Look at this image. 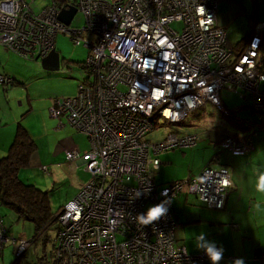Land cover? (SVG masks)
Returning a JSON list of instances; mask_svg holds the SVG:
<instances>
[{
	"label": "built area",
	"instance_id": "obj_1",
	"mask_svg": "<svg viewBox=\"0 0 264 264\" xmlns=\"http://www.w3.org/2000/svg\"><path fill=\"white\" fill-rule=\"evenodd\" d=\"M33 1L0 0V44L28 60L43 58L63 32L89 49L78 94L59 98L51 110L89 138V149L69 150L66 158L82 160L91 174L57 216L54 264H212L205 250L191 253L180 243L174 199L189 192L223 209L231 171L206 166L195 178L159 184V153L195 146L200 136L171 133L157 142L148 134L207 104L228 116L222 91L230 89L251 99L258 122L220 146L245 155L264 130V21L253 22L243 45L229 46L219 0H52L40 11ZM72 8L71 24L81 12L83 26L60 19ZM0 83L13 79L1 74ZM161 202L166 215L138 223V215ZM10 241L0 217V252Z\"/></svg>",
	"mask_w": 264,
	"mask_h": 264
},
{
	"label": "rangeland",
	"instance_id": "obj_2",
	"mask_svg": "<svg viewBox=\"0 0 264 264\" xmlns=\"http://www.w3.org/2000/svg\"><path fill=\"white\" fill-rule=\"evenodd\" d=\"M50 1L52 2V0H34L33 4L35 9L40 11ZM219 2V22L227 29L229 46H234L238 40L247 35L256 19L264 21V0H219ZM84 24V15L78 12L71 26L80 27ZM174 26L180 28L181 24L174 23ZM57 46L62 57L61 69L58 71L45 69L41 58L28 60L12 52L19 56L22 62L13 60L9 64L7 53L0 54V75L5 73L4 65L9 64L8 68L11 67L12 75L17 78L15 84L7 88L0 83V119L3 120L0 122V151L3 144L7 145L5 147L7 152L4 154L0 152V158L8 155L19 124L24 125L35 139L37 149L31 157L30 165L20 172L21 178L49 191L54 211L73 199L80 188L91 179V174L85 170V164L75 167L78 169L75 171L67 170L65 165L61 166V163H55L61 162L56 155L60 151L61 142L64 143V140H68L73 134L81 135L85 144L89 145L87 149L90 148L87 135L79 132L66 119L61 120L53 116L51 112L52 106L59 98L74 97L78 94L79 86L87 76L83 62L89 55V49L85 45L75 44L70 35L63 32L59 34ZM222 99L232 113L235 112L239 117L246 119L247 123L258 120L257 114L252 111L249 97L246 99L234 90L224 89ZM160 122L164 123V119H160ZM239 124V120L231 119L230 116L207 104L205 107L193 110L182 123L167 122L158 125L148 134V138L159 142L171 133L178 135L197 133L201 142L211 139L214 145L221 138L222 128L227 127L233 132H240ZM173 154L178 159L179 156L182 159L187 154L191 155V150L184 148L163 150L159 153L162 164L164 161L168 162L164 156L172 157ZM201 161L198 159L194 167L200 166ZM43 164L48 165V172L42 169ZM0 214L9 228V238L16 241L15 244L8 242L5 250L0 252V264H54V245L59 231L57 222L48 230L46 241L43 242V238L33 241L35 235L33 221L19 220L15 212L1 203ZM22 241L28 243L19 248Z\"/></svg>",
	"mask_w": 264,
	"mask_h": 264
},
{
	"label": "crops",
	"instance_id": "obj_3",
	"mask_svg": "<svg viewBox=\"0 0 264 264\" xmlns=\"http://www.w3.org/2000/svg\"><path fill=\"white\" fill-rule=\"evenodd\" d=\"M249 34L250 32L247 35ZM5 52L9 64L13 60L22 62L19 53L0 44V54ZM9 64L4 65L3 72L13 79L11 84L13 85L17 78L12 75L11 67L8 68ZM1 121L3 120L0 119ZM248 124L250 128L254 125L251 122ZM230 134H234L232 130L227 127L222 128L221 138L214 143L215 146L211 139L201 142L200 138L197 145L184 148L191 150V155L187 154L182 159L179 156L181 161L175 154L172 157L164 156L168 162H163L155 174L156 180L159 184H166L177 179L195 178L206 166L228 167L233 185L227 191L226 205L223 209L208 208L197 195L189 192H183L174 199V212L180 223L178 239L189 252L200 253L203 249L197 248L196 237L203 232L206 239L215 240L217 246H223L224 254L219 264H234L237 258H243L245 264H264V192L257 188L258 175L264 172V130H259L253 137V147L243 156H236L232 151L221 148L220 141ZM61 143L60 151L56 154L61 162L55 163L65 165L67 170L78 171L75 167L84 165V162L68 160L66 152L75 148L85 151L89 145L85 144L79 134H73ZM5 147H7L6 143L3 144L1 154L7 152ZM198 159L202 160L200 166L194 167Z\"/></svg>",
	"mask_w": 264,
	"mask_h": 264
},
{
	"label": "trees",
	"instance_id": "obj_4",
	"mask_svg": "<svg viewBox=\"0 0 264 264\" xmlns=\"http://www.w3.org/2000/svg\"><path fill=\"white\" fill-rule=\"evenodd\" d=\"M247 37L237 41L234 46L243 45ZM3 85L6 88L8 86ZM228 116L231 119L239 120L241 133L250 129V124L246 122V119L239 117L235 112H230ZM257 122L258 120L251 123L255 125ZM240 132L233 133L240 134ZM36 149L37 143L35 139L24 125L19 124L8 155L0 158V203L15 212L19 220L33 221L35 223L33 241H39L43 238L44 242L47 240L46 234L48 230L57 222V216L64 206L54 211L50 202L49 191L21 178L20 172L30 165L31 157ZM0 217L4 220L2 215ZM7 230L9 233L8 227Z\"/></svg>",
	"mask_w": 264,
	"mask_h": 264
},
{
	"label": "clouds",
	"instance_id": "obj_5",
	"mask_svg": "<svg viewBox=\"0 0 264 264\" xmlns=\"http://www.w3.org/2000/svg\"><path fill=\"white\" fill-rule=\"evenodd\" d=\"M193 106V105H190ZM227 186V184H225ZM257 188L259 191L264 192V172L258 175ZM139 195V194H138ZM168 208L166 202H161L156 204L148 209L145 214L138 215L136 218L138 223L141 225H148L160 217L167 214ZM196 246L205 250L209 259L212 261V264H219V261L222 260L224 254L223 246H217L215 240L206 239L205 233L201 232L196 237ZM234 264H245L243 258H237L234 261Z\"/></svg>",
	"mask_w": 264,
	"mask_h": 264
},
{
	"label": "water",
	"instance_id": "obj_6",
	"mask_svg": "<svg viewBox=\"0 0 264 264\" xmlns=\"http://www.w3.org/2000/svg\"><path fill=\"white\" fill-rule=\"evenodd\" d=\"M77 13L76 8L70 10H63L60 14V19L64 21L67 25L71 24L74 16ZM36 59H40L37 57ZM41 62L45 69L50 71H58L61 69L62 57L58 48H54L49 55L41 58Z\"/></svg>",
	"mask_w": 264,
	"mask_h": 264
}]
</instances>
